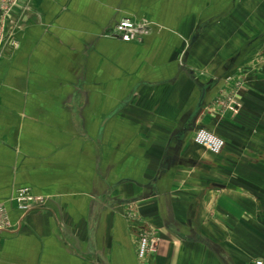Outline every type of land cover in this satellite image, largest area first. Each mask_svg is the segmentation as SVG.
Returning <instances> with one entry per match:
<instances>
[{
    "label": "crops",
    "instance_id": "0c3cea01",
    "mask_svg": "<svg viewBox=\"0 0 264 264\" xmlns=\"http://www.w3.org/2000/svg\"><path fill=\"white\" fill-rule=\"evenodd\" d=\"M178 4L12 0L0 14V200L21 185L51 197L0 232L17 256L42 259L56 246L60 264H113L112 255L127 262L129 210L139 227L170 235L162 236L157 264H220L203 242L176 233L194 196L187 187L178 192V183L198 181L193 168L222 166L218 158H189L197 146L189 127L223 135L232 123L227 98L239 89L243 107L252 100L235 76L237 66L246 76L251 56L240 51L250 37L226 23L235 15L189 33L179 23L192 15ZM124 17L152 26L138 42L114 39L111 29ZM201 86H208L204 101L189 120ZM257 173L264 182V170Z\"/></svg>",
    "mask_w": 264,
    "mask_h": 264
},
{
    "label": "rangeland",
    "instance_id": "374dc122",
    "mask_svg": "<svg viewBox=\"0 0 264 264\" xmlns=\"http://www.w3.org/2000/svg\"><path fill=\"white\" fill-rule=\"evenodd\" d=\"M177 1L181 3L177 6L179 13L185 11L192 15V21L179 23L180 27L189 33L194 32L199 24L212 25L225 15H235L226 23L232 29L244 31L245 36L249 35L250 39L240 51V57L244 59L247 54L251 56L245 62L248 65L242 67L246 76L239 75V66L235 69V76L237 81L243 79L244 93L247 90L246 93L252 100L245 102L246 108L243 107V102L239 100V86L236 85L238 91L227 98L226 107L232 123L222 130L223 135L200 126L222 139L224 147L218 154H213L206 147L196 144L194 133L199 127H189L192 129V141L198 146L193 148L189 158L193 161L208 157L218 158L221 159L222 166L193 168L189 173H193V179L199 178L193 185L185 181V169L178 172L184 177L178 183V192L187 187L194 191V196L186 221L182 217L175 223L176 233L189 241L203 242L210 255L220 264H264V182L258 181L257 176L258 170H264V0ZM9 2L12 3V0H0V14H8ZM132 19L138 24L146 25V30L152 26L150 21H138L136 17ZM12 45L15 47L16 43ZM247 69L250 70L246 71ZM240 160L252 161V164L236 165ZM217 179L222 182H214ZM220 197L222 205L215 206ZM50 198L38 189L26 185L18 186L10 197L0 200V232L14 230L18 219L32 210L42 208ZM255 204L259 205L258 213L255 212ZM20 206L27 207L28 212L24 213ZM123 218L127 223L125 231L130 239H123L124 247L127 250L132 245L134 254H130L127 262L122 261L118 255H112L113 264H157L155 259L164 248L162 236L170 235L165 232L163 234V231L144 222L141 224L144 226L139 227L137 224L142 223V219L136 212L127 210ZM101 234L103 235V232ZM7 238L6 234L0 233V264H60V249L56 246L57 253L47 252L42 259H36L34 255L24 258L14 253L15 248L9 245ZM142 238L146 239L152 250L140 258L138 248ZM46 247L51 251L54 245L47 244ZM178 247L177 244L176 248ZM184 247L180 245L178 250Z\"/></svg>",
    "mask_w": 264,
    "mask_h": 264
},
{
    "label": "built area",
    "instance_id": "2783aa9c",
    "mask_svg": "<svg viewBox=\"0 0 264 264\" xmlns=\"http://www.w3.org/2000/svg\"><path fill=\"white\" fill-rule=\"evenodd\" d=\"M144 31H146V25L138 24L136 20L130 17L121 18L111 29L112 36L123 42H137L141 40ZM9 40L11 41V39ZM11 43L14 44L15 41L12 40ZM194 141L196 144L206 147L213 154L220 153L224 147L222 139L200 127L195 130ZM20 209L24 213L29 210L23 206H20ZM151 250V245L147 243L146 239L142 238L139 242L138 256L142 258L151 252Z\"/></svg>",
    "mask_w": 264,
    "mask_h": 264
},
{
    "label": "water",
    "instance_id": "95a60500",
    "mask_svg": "<svg viewBox=\"0 0 264 264\" xmlns=\"http://www.w3.org/2000/svg\"><path fill=\"white\" fill-rule=\"evenodd\" d=\"M203 26V25H202ZM201 26V27H202ZM200 30V29H199ZM198 30V31H199ZM196 38H197V34H195L193 37H192V39H191V43H193L195 40H196ZM207 87L208 86H201L200 87V96H199V99H198V101H197V105H196V108H195V110L193 111V113H192V115L190 116V119L189 120H191L194 116H195V114L197 113V111L201 108V106H202V103H203V101H204V98H205V95H206V90H207ZM120 107H118L117 108V110L119 109ZM116 112V111H115ZM105 121H106V119H105ZM104 121V122H105ZM104 124V123H103Z\"/></svg>",
    "mask_w": 264,
    "mask_h": 264
}]
</instances>
